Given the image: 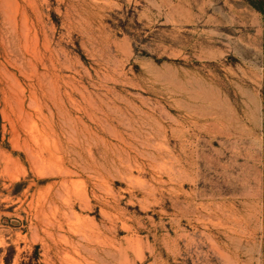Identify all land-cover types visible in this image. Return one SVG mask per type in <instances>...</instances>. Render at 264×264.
<instances>
[{
	"label": "rangeland",
	"instance_id": "rangeland-1",
	"mask_svg": "<svg viewBox=\"0 0 264 264\" xmlns=\"http://www.w3.org/2000/svg\"><path fill=\"white\" fill-rule=\"evenodd\" d=\"M0 264H264V0H0Z\"/></svg>",
	"mask_w": 264,
	"mask_h": 264
},
{
	"label": "trees",
	"instance_id": "trees-1",
	"mask_svg": "<svg viewBox=\"0 0 264 264\" xmlns=\"http://www.w3.org/2000/svg\"><path fill=\"white\" fill-rule=\"evenodd\" d=\"M262 10V9H261Z\"/></svg>",
	"mask_w": 264,
	"mask_h": 264
}]
</instances>
